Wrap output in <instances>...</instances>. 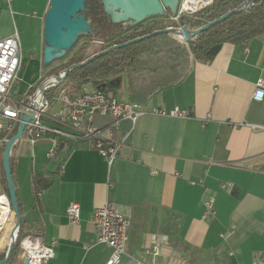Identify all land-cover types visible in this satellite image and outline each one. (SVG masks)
I'll return each instance as SVG.
<instances>
[{
    "label": "crops",
    "instance_id": "1",
    "mask_svg": "<svg viewBox=\"0 0 264 264\" xmlns=\"http://www.w3.org/2000/svg\"><path fill=\"white\" fill-rule=\"evenodd\" d=\"M50 1L0 0V40L17 33L22 57L37 51L43 60ZM259 79H264V34L246 46L226 43L209 61L192 59L180 84L141 105L145 112L179 108L190 117L147 114L134 126L123 121L116 137L126 139L125 145L111 167L87 141L61 142L49 157L55 148L50 136L34 143L23 137L13 151L22 224L53 246L48 264H106L113 251L97 243L91 216L107 202L131 217L121 264L264 262V131L251 128L264 126V99L253 100ZM118 99L129 101L127 88ZM111 121L97 118L96 124ZM34 176L52 179L38 198ZM0 192H5L1 179ZM73 203L81 208L77 223L67 215ZM208 203L214 215L204 219ZM13 227L10 221L0 234V253L7 252ZM170 227L187 253L170 244ZM24 259L20 253L15 264Z\"/></svg>",
    "mask_w": 264,
    "mask_h": 264
},
{
    "label": "trees",
    "instance_id": "2",
    "mask_svg": "<svg viewBox=\"0 0 264 264\" xmlns=\"http://www.w3.org/2000/svg\"><path fill=\"white\" fill-rule=\"evenodd\" d=\"M230 12L235 13L208 30L193 36L188 43L180 41L181 38L173 33L165 32L179 30L181 27L194 32ZM83 14L91 23L92 34L81 38L64 59L50 65L49 75L45 77L59 76L94 55L104 53L87 65L71 70L64 84L69 85L73 92H82L88 87L107 95H115L125 77L129 102L140 105L146 104L162 90L180 84L190 71L192 59L209 61L214 57L208 54L213 47L223 46L226 43L246 46L253 38L264 34V0H213L211 6L196 14L182 16L178 22L169 15L165 18H153L128 28L125 24L111 22L101 0H87ZM160 31L162 33L127 45L138 38ZM36 88L37 86L30 88L27 95H32ZM17 129L10 136L5 137L0 144V179L8 197L2 157L6 142L16 134ZM17 145L18 143L13 151ZM51 182L52 179L34 176L35 196L38 198L41 189ZM19 207L21 212L20 202ZM28 234L31 233L22 224L8 264H15L21 253L20 242ZM167 234L174 248L181 246L184 253H187L186 247L179 240L173 227H170ZM5 257L6 252L0 253V261Z\"/></svg>",
    "mask_w": 264,
    "mask_h": 264
},
{
    "label": "built area",
    "instance_id": "3",
    "mask_svg": "<svg viewBox=\"0 0 264 264\" xmlns=\"http://www.w3.org/2000/svg\"><path fill=\"white\" fill-rule=\"evenodd\" d=\"M213 0H180L177 14L173 20L179 21L182 16L196 14L211 6ZM22 62L20 39L17 33L0 40V144L5 137L10 136L18 128L21 113L34 116L28 123L24 137L31 143L46 136H50L55 143L49 157L56 153V146L61 142L76 143L87 141L92 149L97 151L106 164L111 167L125 145V140H118L116 134L123 121H130L134 126L139 117L151 114L160 117L187 119L190 113L187 110L175 108L166 111L163 108H153L150 112L142 110L140 104L121 101L114 95H107L100 90L85 87L82 92H73L64 82L44 91L57 83L55 76L44 78L32 95H25L21 100H15L11 94ZM61 75V74H60ZM264 99V79L256 83L253 100L262 102ZM53 101L52 111H49ZM110 117L109 125L100 127L96 124L97 118ZM202 127L205 126V123ZM256 131H264V126L252 125ZM229 185H223L227 188ZM39 196V194H38ZM12 208L8 195L0 192V234L11 221ZM71 223H77L81 216L78 203H73L67 209ZM214 215L212 204L205 206L204 219ZM97 243L112 249V255L106 264H121L127 253L131 217L124 216L112 202L96 209L91 216ZM10 239L8 241L9 245ZM21 254L29 260V264H48L54 258L53 246H47L40 235L28 234L20 242ZM155 256L160 254V245L155 243L152 248ZM254 264H264L256 261Z\"/></svg>",
    "mask_w": 264,
    "mask_h": 264
},
{
    "label": "water",
    "instance_id": "4",
    "mask_svg": "<svg viewBox=\"0 0 264 264\" xmlns=\"http://www.w3.org/2000/svg\"><path fill=\"white\" fill-rule=\"evenodd\" d=\"M106 15L110 18L113 24H125L126 28L134 27L153 18H165L169 15L173 17L177 14V9L180 0H101ZM87 0H51L46 13L44 22V49H43V65L50 66L55 62L64 59L68 53L75 47L81 38L92 34L91 23L83 14L85 11ZM248 4V3H246ZM235 12H230L219 19L210 22L202 28L189 32L187 28L181 27L179 30H166L167 33H173L180 37L185 43H188L193 36H196L219 22L229 18ZM154 33L147 37L138 38L128 44L141 41L149 38ZM222 46L218 45L209 51V55H217ZM104 53H99L89 58L81 64H77L66 70L59 76H55L57 83L44 91V95L54 88L60 86L66 79L69 72L75 68H80ZM34 119V116L27 113H21L20 122L17 132L5 144L3 152V168L7 179L9 199L12 208L11 222L14 227L10 233V242L6 252V257L0 264H8L13 254L17 236L22 225L21 212L19 207V198L17 187L13 177L11 167V156L14 146L19 143L25 134L28 123ZM23 264H29L27 258Z\"/></svg>",
    "mask_w": 264,
    "mask_h": 264
},
{
    "label": "rangeland",
    "instance_id": "5",
    "mask_svg": "<svg viewBox=\"0 0 264 264\" xmlns=\"http://www.w3.org/2000/svg\"><path fill=\"white\" fill-rule=\"evenodd\" d=\"M180 41L184 42L182 39H180ZM49 71V66L43 65V61L41 60L40 54H38L37 51L29 54L24 53L16 83H14V87L11 91L14 99L21 100L31 87L38 86L44 78L48 77L45 76L49 75ZM123 78L124 80L121 88L116 91L117 97L121 99L125 98L127 88L126 79L125 77ZM71 91H73V89H71ZM53 106V101H51V107L49 111H52L53 108H56Z\"/></svg>",
    "mask_w": 264,
    "mask_h": 264
}]
</instances>
